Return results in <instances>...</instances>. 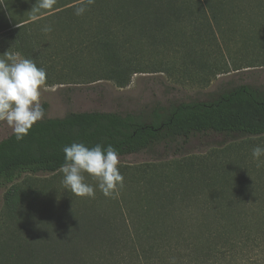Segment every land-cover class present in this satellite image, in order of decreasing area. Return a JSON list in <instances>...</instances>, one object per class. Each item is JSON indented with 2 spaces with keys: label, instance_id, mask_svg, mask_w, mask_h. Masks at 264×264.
Returning a JSON list of instances; mask_svg holds the SVG:
<instances>
[{
  "label": "trees",
  "instance_id": "obj_1",
  "mask_svg": "<svg viewBox=\"0 0 264 264\" xmlns=\"http://www.w3.org/2000/svg\"><path fill=\"white\" fill-rule=\"evenodd\" d=\"M33 1L26 14L15 0L0 3V44L7 50L0 53L34 60L48 85L78 76L125 86L146 71L144 52L153 49L200 66L223 23L255 18L264 35V0H95L80 16V0ZM205 132L264 135V90L239 84L212 100L157 104L145 113L69 111L44 117L21 141L12 131L0 139V188L10 184L3 200L13 224L0 234V264H264V195L244 198L250 185L238 161L181 169L164 183L149 179L135 189V203L122 196L132 213L128 228L111 222L102 206L121 208L116 190L83 198L57 180L63 147L73 142L111 145L123 156ZM38 173L51 176L13 183Z\"/></svg>",
  "mask_w": 264,
  "mask_h": 264
},
{
  "label": "rangeland",
  "instance_id": "obj_2",
  "mask_svg": "<svg viewBox=\"0 0 264 264\" xmlns=\"http://www.w3.org/2000/svg\"><path fill=\"white\" fill-rule=\"evenodd\" d=\"M15 2L20 14H26L36 6L33 0ZM0 3L3 6L2 0ZM254 22L255 18L243 21L244 25L240 26L223 23L220 26L222 32L214 30L215 36L211 44L205 46L209 53L202 57L205 63L200 66L184 63L170 53L160 57L157 50L153 49L151 52H144L148 56V62H151L144 65L146 71L133 73L125 86H117L112 80L82 82L83 79H78V76L71 78V82L51 85L46 83L41 95V104H46L43 106L44 117H59L69 111L91 110L145 113L157 104L167 106L192 100H212L239 84H249L264 90V35H260L253 27ZM3 46L5 45L0 44V50L7 52L3 50ZM3 55L5 54L0 53V56ZM75 79L77 80L74 82ZM12 131L6 122H0V139ZM257 145L264 146V135L205 132L192 134L186 139L180 137L174 141H162L137 153L119 156V170L124 177V184L116 191L121 200V208L114 212L112 207H106V204L102 206L110 215L111 222L128 228L132 223V213L130 205L122 200V196L125 200L132 198L131 201L135 203V189L141 188L151 178H155V182L161 180L164 183L181 169H198L200 165L210 166L222 161L241 163L246 170L244 181L250 185L244 191V198L256 202L258 194L264 195V157L258 162L251 155L253 147ZM50 176L51 173L23 174L13 183L31 178L46 179ZM85 176L86 182L95 186L93 178L87 174ZM57 177L62 182L61 172ZM230 181L233 184L235 179L231 177ZM231 183L226 188V194L231 191ZM240 185L242 184L238 182L237 186ZM9 186L10 184L0 188V234L13 228L11 219L5 214L3 200ZM198 190L200 189H196ZM98 191L97 187L95 193ZM197 193V198L202 200L203 192ZM192 209L197 210L198 207ZM97 212L100 215L104 213L103 209Z\"/></svg>",
  "mask_w": 264,
  "mask_h": 264
},
{
  "label": "clouds",
  "instance_id": "obj_3",
  "mask_svg": "<svg viewBox=\"0 0 264 264\" xmlns=\"http://www.w3.org/2000/svg\"><path fill=\"white\" fill-rule=\"evenodd\" d=\"M95 0H80L75 6V15H83ZM50 0H42L41 6H48ZM51 31L50 27L43 29ZM47 74L34 60L18 54L5 53L0 56V122L12 128L17 141L29 133L33 125L45 116L41 95L46 86ZM64 163L60 167L64 188L81 197H95L98 187L105 195H111L122 188L124 177L120 172L119 154L116 149L102 144L87 146L83 142H73L63 147ZM252 157L261 162L264 146L253 147ZM91 176L96 185L86 182Z\"/></svg>",
  "mask_w": 264,
  "mask_h": 264
}]
</instances>
